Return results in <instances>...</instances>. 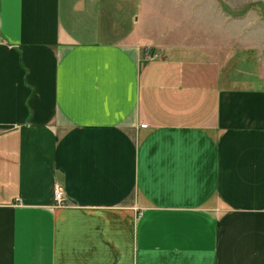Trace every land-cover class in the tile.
<instances>
[{
    "label": "crops",
    "instance_id": "obj_1",
    "mask_svg": "<svg viewBox=\"0 0 264 264\" xmlns=\"http://www.w3.org/2000/svg\"><path fill=\"white\" fill-rule=\"evenodd\" d=\"M232 3L0 0V264H264V15Z\"/></svg>",
    "mask_w": 264,
    "mask_h": 264
},
{
    "label": "rangeland",
    "instance_id": "obj_2",
    "mask_svg": "<svg viewBox=\"0 0 264 264\" xmlns=\"http://www.w3.org/2000/svg\"><path fill=\"white\" fill-rule=\"evenodd\" d=\"M250 2V4L248 3L247 5H246V3H243L241 0H227V2L228 3H232V2H234V3H236V4H238V5H236V6H234L233 7V9L234 10H236V12H233V11H230L227 7H226V5H223V4H221V9L223 10V12L225 13V14H227V15H240V14H242V12L245 10V9H250V11L251 10H258V11H260V13L262 14V15H264V4L263 3H261V2H252L253 0H245V2ZM218 3L220 2V1H217ZM222 2H223V0H222ZM226 3V2H225ZM233 4V3H232ZM246 5V6H245ZM207 7V5L206 6H204V9H205V11H204V13H205V18H206V20L207 19H209V18H211V14L209 13V11H208V9L206 8ZM254 8H257V9H254ZM205 20V21H206ZM264 21V20H263ZM216 22V21H215ZM217 23V22H216ZM217 24H220V23H217ZM258 23H252V25L254 26V25H257ZM259 25H261V24H259ZM256 42H264V38H261V39H259V40H257ZM253 61H255V59H252V62H250V64H249V68H251V69H248V67L246 68V70H245V72H243L244 74H253L254 73V62ZM260 61H261V63H264V59H260ZM238 73H241V72H238ZM242 74V73H241ZM241 74H239V75H241Z\"/></svg>",
    "mask_w": 264,
    "mask_h": 264
},
{
    "label": "built area",
    "instance_id": "obj_3",
    "mask_svg": "<svg viewBox=\"0 0 264 264\" xmlns=\"http://www.w3.org/2000/svg\"><path fill=\"white\" fill-rule=\"evenodd\" d=\"M145 126L146 125H141V128H145ZM53 200L56 206L64 205V197L59 186H55L53 189Z\"/></svg>",
    "mask_w": 264,
    "mask_h": 264
}]
</instances>
